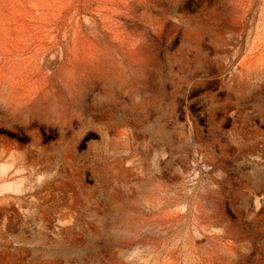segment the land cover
I'll return each mask as SVG.
<instances>
[{
    "label": "rangeland",
    "instance_id": "rangeland-1",
    "mask_svg": "<svg viewBox=\"0 0 264 264\" xmlns=\"http://www.w3.org/2000/svg\"><path fill=\"white\" fill-rule=\"evenodd\" d=\"M0 264H264V0H0Z\"/></svg>",
    "mask_w": 264,
    "mask_h": 264
}]
</instances>
